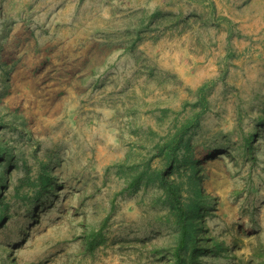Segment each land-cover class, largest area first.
I'll use <instances>...</instances> for the list:
<instances>
[{
	"label": "rangeland",
	"instance_id": "rangeland-1",
	"mask_svg": "<svg viewBox=\"0 0 264 264\" xmlns=\"http://www.w3.org/2000/svg\"><path fill=\"white\" fill-rule=\"evenodd\" d=\"M160 171L195 263L264 264V0H0V264H174Z\"/></svg>",
	"mask_w": 264,
	"mask_h": 264
},
{
	"label": "trees",
	"instance_id": "trees-1",
	"mask_svg": "<svg viewBox=\"0 0 264 264\" xmlns=\"http://www.w3.org/2000/svg\"><path fill=\"white\" fill-rule=\"evenodd\" d=\"M199 115H196L192 120L187 121L181 127H179L175 133L168 138L163 144L158 145V157L166 163L167 167H170L177 159L178 151L184 142V137L187 132L193 127L194 122ZM160 147V148H159ZM140 173L137 177H134L129 183V187L138 185L144 180V174ZM156 179L159 186L165 192L168 203L171 206L172 212L176 217L177 226L182 233V238L179 246L175 249L172 255L168 256V261H175L174 264H197L195 263L197 258V249L199 245V237L194 229L196 222L192 217L195 210L198 207L197 199L204 197L202 190L197 187L195 191V198L187 200L184 199L181 187L175 181L171 180L166 171H160L157 173ZM46 184V182H45ZM47 184L44 189H47ZM3 216L0 215V222ZM101 233H91L87 240V248L90 251L99 246L104 241V237ZM186 252H189V258L187 261Z\"/></svg>",
	"mask_w": 264,
	"mask_h": 264
}]
</instances>
